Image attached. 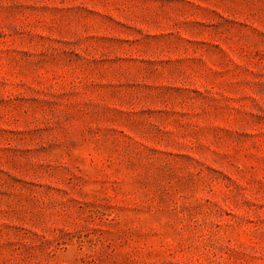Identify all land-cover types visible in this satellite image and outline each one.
Instances as JSON below:
<instances>
[{
  "label": "rangeland",
  "instance_id": "obj_1",
  "mask_svg": "<svg viewBox=\"0 0 264 264\" xmlns=\"http://www.w3.org/2000/svg\"><path fill=\"white\" fill-rule=\"evenodd\" d=\"M0 264H264V0H0Z\"/></svg>",
  "mask_w": 264,
  "mask_h": 264
}]
</instances>
